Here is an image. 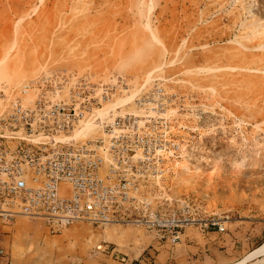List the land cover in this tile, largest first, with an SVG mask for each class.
Returning a JSON list of instances; mask_svg holds the SVG:
<instances>
[{"label":"rangeland","instance_id":"1","mask_svg":"<svg viewBox=\"0 0 264 264\" xmlns=\"http://www.w3.org/2000/svg\"><path fill=\"white\" fill-rule=\"evenodd\" d=\"M65 77L67 87L85 78L128 85L63 142L105 136L98 118H167L169 148L152 187L228 215L236 239L263 230L264 0H0V88L15 97L25 83ZM153 236L87 222L53 232L19 217L0 223V264H106Z\"/></svg>","mask_w":264,"mask_h":264},{"label":"built area","instance_id":"2","mask_svg":"<svg viewBox=\"0 0 264 264\" xmlns=\"http://www.w3.org/2000/svg\"><path fill=\"white\" fill-rule=\"evenodd\" d=\"M48 78L23 84L15 97L0 88L1 224L24 217L43 220L53 232L78 222L137 226L170 244L179 243L188 227L227 231L228 215L210 212L190 196L169 199L152 187L169 148L167 118L143 124L131 115L98 118L105 136L59 138L111 101L128 85L125 78H85L69 87L67 77ZM63 91L66 98H57ZM6 254L0 241V260Z\"/></svg>","mask_w":264,"mask_h":264},{"label":"crops","instance_id":"3","mask_svg":"<svg viewBox=\"0 0 264 264\" xmlns=\"http://www.w3.org/2000/svg\"><path fill=\"white\" fill-rule=\"evenodd\" d=\"M28 228L34 229L31 223ZM5 228V225H3ZM79 232V231H78ZM264 228L260 233L250 235L239 233L238 239L231 233L216 229L188 227L179 243L170 244L161 241L155 234L142 249L127 253V257L106 258V264H230L258 248L264 241ZM84 245H87V243ZM242 253V256L239 254ZM100 259V256L98 257ZM241 259V258H240ZM86 264H103L94 257ZM246 264H264V255L250 260Z\"/></svg>","mask_w":264,"mask_h":264},{"label":"bare ground","instance_id":"4","mask_svg":"<svg viewBox=\"0 0 264 264\" xmlns=\"http://www.w3.org/2000/svg\"><path fill=\"white\" fill-rule=\"evenodd\" d=\"M29 99V98H28ZM90 128V125L85 126L78 135L86 133L88 129ZM70 139H68L69 142ZM259 255H264V242L255 250L249 252L241 261L233 263V264H246L249 260L254 259L255 257Z\"/></svg>","mask_w":264,"mask_h":264}]
</instances>
